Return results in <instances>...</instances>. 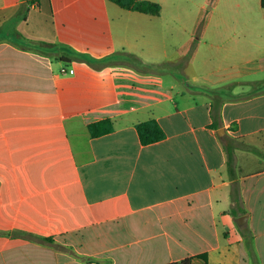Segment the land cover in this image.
Wrapping results in <instances>:
<instances>
[{
	"label": "crops",
	"instance_id": "crops-1",
	"mask_svg": "<svg viewBox=\"0 0 264 264\" xmlns=\"http://www.w3.org/2000/svg\"><path fill=\"white\" fill-rule=\"evenodd\" d=\"M152 1L160 14L0 0V264H252L242 227L264 264V88H247L264 81L248 78L264 72L258 0ZM130 55L181 76L155 81ZM105 118L114 130L93 136ZM149 119L166 137L143 144ZM226 136L255 147L236 149L241 203Z\"/></svg>",
	"mask_w": 264,
	"mask_h": 264
},
{
	"label": "trees",
	"instance_id": "trees-1",
	"mask_svg": "<svg viewBox=\"0 0 264 264\" xmlns=\"http://www.w3.org/2000/svg\"><path fill=\"white\" fill-rule=\"evenodd\" d=\"M123 8L130 10H137L144 13H150L153 15H158L161 12V4L152 0H112ZM262 6L264 7V0H261ZM130 59H135L134 55H130ZM232 85H225L224 87H220L216 89L214 94L216 98L213 101L211 108V115L213 121L211 123L212 127H220L222 126V117H221V106L224 102V95L221 90L225 89V87H231ZM236 99L238 97H235ZM90 132L93 136L98 137L104 134L111 133L114 130V124L110 118H105L101 120H97L91 122L89 124ZM138 133L140 135L141 142L143 144H150L153 142L160 141L166 137V132L160 122L157 119H149L142 121L137 124ZM224 149L227 154V169L231 179L234 180V189H233V199L237 203H241V189L239 180L236 178V149L239 147L255 149V147L247 144L242 138L226 136L221 139ZM235 210V209H234ZM241 232L244 238V242L246 248L250 254V258L252 264H260V260L255 249L254 245V234L252 230L248 227H242ZM202 259H204L206 264L207 255L201 254L199 255ZM170 264H196L193 262L192 257H187L182 260L171 262Z\"/></svg>",
	"mask_w": 264,
	"mask_h": 264
},
{
	"label": "rangeland",
	"instance_id": "rangeland-1",
	"mask_svg": "<svg viewBox=\"0 0 264 264\" xmlns=\"http://www.w3.org/2000/svg\"><path fill=\"white\" fill-rule=\"evenodd\" d=\"M257 14H258L257 30H256L255 36L253 37V40L256 42L258 52L260 50L264 52V7L261 6L260 0H258V3H257ZM131 60H132L133 65L135 66L147 67L148 71L146 72V74L153 75L156 78L155 81H157V77H161V79L166 80L167 78L171 76V74H176L177 76H181L180 72L175 73L170 70L168 61H164L161 64H153L151 66H146L139 57L136 58V60L135 59H131ZM129 67L130 69L132 68L135 71L138 70L136 67H133V66H129ZM248 78L250 79L264 78V72L258 73L256 75L248 76ZM247 88H249V90H252V91L253 90L257 91L258 89H262L264 88V81L260 80V82H257V84L248 85Z\"/></svg>",
	"mask_w": 264,
	"mask_h": 264
},
{
	"label": "water",
	"instance_id": "water-1",
	"mask_svg": "<svg viewBox=\"0 0 264 264\" xmlns=\"http://www.w3.org/2000/svg\"><path fill=\"white\" fill-rule=\"evenodd\" d=\"M224 132H225V129H224V128L219 129V133H220V134H223ZM244 218H245V220H246V217H244ZM243 221H244V219L239 220L240 223H242Z\"/></svg>",
	"mask_w": 264,
	"mask_h": 264
},
{
	"label": "built area",
	"instance_id": "built-area-1",
	"mask_svg": "<svg viewBox=\"0 0 264 264\" xmlns=\"http://www.w3.org/2000/svg\"><path fill=\"white\" fill-rule=\"evenodd\" d=\"M71 72H74V69H71Z\"/></svg>",
	"mask_w": 264,
	"mask_h": 264
}]
</instances>
